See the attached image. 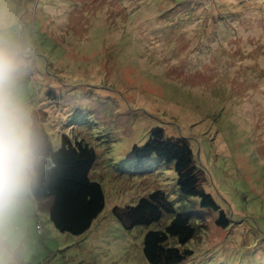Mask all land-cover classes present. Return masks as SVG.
I'll return each instance as SVG.
<instances>
[{"label": "rangeland", "instance_id": "obj_1", "mask_svg": "<svg viewBox=\"0 0 264 264\" xmlns=\"http://www.w3.org/2000/svg\"><path fill=\"white\" fill-rule=\"evenodd\" d=\"M0 38L26 59L18 102L54 149L94 150L104 195L72 236L28 192L4 226L10 264H148L144 235L172 216L129 229L120 215L158 191L198 227L182 264H264V0H0ZM154 129L190 142L228 229L180 194L173 164L135 161Z\"/></svg>", "mask_w": 264, "mask_h": 264}, {"label": "trees", "instance_id": "obj_2", "mask_svg": "<svg viewBox=\"0 0 264 264\" xmlns=\"http://www.w3.org/2000/svg\"><path fill=\"white\" fill-rule=\"evenodd\" d=\"M47 96L50 100L58 98L52 90L47 92ZM36 117L35 113L32 114L39 156L30 195L38 211L47 213L57 231L81 236L90 229L104 205L101 186L89 178L96 154L83 140L72 142L65 136L61 137L59 148L54 149L42 121L39 123ZM132 153L136 162L156 157L173 164L180 194L186 198H197L203 209L217 212L215 225L218 228L226 230L230 227L225 212L205 191V171L198 165L187 139L166 138L163 130L154 129L142 146L132 148ZM164 212L172 216L171 223L164 230L149 231L144 235V259L148 264H182L193 255L186 245L194 239L198 227L191 224L189 216L176 213L162 192L141 198L135 207L126 209L120 217L123 224L131 229L159 222ZM37 228L40 229L39 224Z\"/></svg>", "mask_w": 264, "mask_h": 264}, {"label": "clouds", "instance_id": "obj_3", "mask_svg": "<svg viewBox=\"0 0 264 264\" xmlns=\"http://www.w3.org/2000/svg\"><path fill=\"white\" fill-rule=\"evenodd\" d=\"M25 67V57L0 38V264H10L4 258V226L31 188L39 156L31 117L16 97Z\"/></svg>", "mask_w": 264, "mask_h": 264}]
</instances>
